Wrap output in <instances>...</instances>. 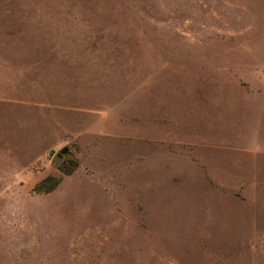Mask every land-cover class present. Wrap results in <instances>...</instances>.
<instances>
[{
	"label": "rangeland",
	"instance_id": "374dc122",
	"mask_svg": "<svg viewBox=\"0 0 264 264\" xmlns=\"http://www.w3.org/2000/svg\"><path fill=\"white\" fill-rule=\"evenodd\" d=\"M0 264H264V0H0Z\"/></svg>",
	"mask_w": 264,
	"mask_h": 264
},
{
	"label": "trees",
	"instance_id": "16d2710c",
	"mask_svg": "<svg viewBox=\"0 0 264 264\" xmlns=\"http://www.w3.org/2000/svg\"><path fill=\"white\" fill-rule=\"evenodd\" d=\"M47 180H48V178H45V179H43L41 182H45V181H47ZM55 182H56V181H55ZM55 182L52 183L49 187L44 188L43 191H44V192H48V191H50V190L54 187Z\"/></svg>",
	"mask_w": 264,
	"mask_h": 264
},
{
	"label": "water",
	"instance_id": "95a60500",
	"mask_svg": "<svg viewBox=\"0 0 264 264\" xmlns=\"http://www.w3.org/2000/svg\"><path fill=\"white\" fill-rule=\"evenodd\" d=\"M65 152V148H62L61 150H60V153H64ZM52 153V151H49V154H51Z\"/></svg>",
	"mask_w": 264,
	"mask_h": 264
}]
</instances>
